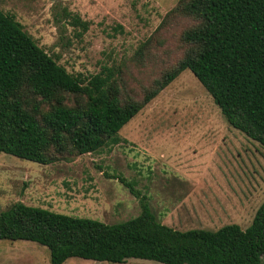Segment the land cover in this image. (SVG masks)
I'll return each mask as SVG.
<instances>
[{"label": "rangeland", "instance_id": "obj_1", "mask_svg": "<svg viewBox=\"0 0 264 264\" xmlns=\"http://www.w3.org/2000/svg\"><path fill=\"white\" fill-rule=\"evenodd\" d=\"M178 1L0 0V10L69 74L90 78L104 67L120 70L127 90L139 97L181 56L179 36L187 22H164ZM76 17L87 23L86 31L72 24ZM115 138L118 143L97 152L50 165L0 152V213L23 204L122 224L142 209L139 198L118 179L145 198L157 223L180 232L216 231L229 224L244 230L264 201V147L227 124L189 70ZM195 177L209 181L200 183L198 197L189 194ZM192 202L206 203L205 212L218 208L216 221L200 207V223L184 220ZM0 264H49V250L34 242L0 240ZM64 264L114 263L71 258ZM118 264L160 263L128 259Z\"/></svg>", "mask_w": 264, "mask_h": 264}, {"label": "trees", "instance_id": "obj_2", "mask_svg": "<svg viewBox=\"0 0 264 264\" xmlns=\"http://www.w3.org/2000/svg\"><path fill=\"white\" fill-rule=\"evenodd\" d=\"M176 19L187 22L180 58L137 97L120 70L69 74L0 10V152L41 165L97 152L117 143L115 135L185 70L230 127L264 147V0H179L164 22ZM72 24L87 30L78 17ZM118 180L139 198L137 218L105 225L15 204L0 213V240L38 243L49 250V264H261L264 201L244 230L180 232L157 223L145 198Z\"/></svg>", "mask_w": 264, "mask_h": 264}, {"label": "crops", "instance_id": "obj_3", "mask_svg": "<svg viewBox=\"0 0 264 264\" xmlns=\"http://www.w3.org/2000/svg\"><path fill=\"white\" fill-rule=\"evenodd\" d=\"M117 143H118V141H117ZM205 177V176H204ZM198 178V179H197ZM216 178V177H215ZM195 180H196V185L194 186V187H192V188H190L191 190H190V193L189 194H191V196L192 197H198L197 196V194L199 193V187H200V183L202 182V183H204L205 185H206V183L207 182H209L208 180H202V179H200V177H195ZM204 181V182H203ZM189 189V188H188ZM193 189H196L197 191H195V190H193ZM206 203H204L203 204V206L202 207H200V206H198L197 204H194L193 202H192V205H191V208H189V207H187V208H185V211H184V213H183V216H182V218L184 219V220H194V219H196L197 218V220H198V222L200 223L201 221H200V216H201V213L200 212H198L199 211V209H200V211L202 212V213H204V215H211L212 217H215V218H213V221L215 220L216 221V217H218L217 215H219V214H217V211L219 210L218 208H216V210H215V208L213 209V210H209L208 212L206 211H204V209H206V207L208 206V205H205ZM224 204V203H223ZM223 204H220V205H223ZM212 206H213V204H212ZM200 207V208H199ZM213 207H217V206H213ZM220 208V207H219ZM226 208H228V207H226ZM229 209H231V208H229ZM217 221H219V219L217 220ZM213 223V222H212ZM229 225H231V224H229ZM236 225V224H235ZM226 226V225H225ZM171 229V228H170ZM220 229V228H219ZM194 230H204V229H194ZM218 230V229H217ZM189 231V230H188ZM207 231V230H206Z\"/></svg>", "mask_w": 264, "mask_h": 264}]
</instances>
